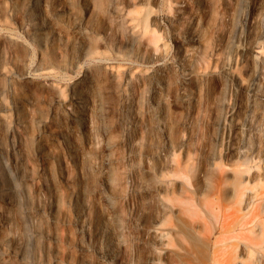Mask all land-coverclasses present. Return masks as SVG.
Here are the masks:
<instances>
[{"label":"rangeland","instance_id":"rangeland-1","mask_svg":"<svg viewBox=\"0 0 264 264\" xmlns=\"http://www.w3.org/2000/svg\"><path fill=\"white\" fill-rule=\"evenodd\" d=\"M0 187V264H264V0H0Z\"/></svg>","mask_w":264,"mask_h":264},{"label":"bare ground","instance_id":"bare-ground-1","mask_svg":"<svg viewBox=\"0 0 264 264\" xmlns=\"http://www.w3.org/2000/svg\"><path fill=\"white\" fill-rule=\"evenodd\" d=\"M35 2H37V0H34ZM76 29V28H75ZM80 33V32H79ZM37 74L42 75L44 77H48L49 76V71H47L45 68L43 69H36ZM26 78L31 79L30 75H26ZM78 100V99H77ZM75 100V101H77ZM78 103V102H77ZM67 111V110H66ZM68 115L70 117V119L73 122H78L80 123L81 126L86 127V120H87V114L85 112V110H83L80 105L78 106H72V107H68ZM69 120V119H68ZM77 125V124H76ZM34 159V158H33ZM38 159V158H37ZM36 159V161H37ZM10 184V183H9ZM0 190L3 191L4 188L0 187ZM9 191V190H8ZM2 198V197H1ZM8 200V199H7ZM107 199L104 198V201H106ZM109 200V199H108ZM5 201V198H4ZM3 202V201H2ZM106 203V202H105ZM110 203H108L109 205ZM110 207V206H109ZM112 209V208H111ZM184 233L188 239V243H189V247L186 248V253L189 254L191 252H193L194 254L198 253V250L200 249V244L198 243V241L196 240V238L194 237L192 231L190 230V228L188 227V225H186V227L184 228ZM4 258V257H3ZM4 260V259H2ZM197 264V263H196Z\"/></svg>","mask_w":264,"mask_h":264}]
</instances>
